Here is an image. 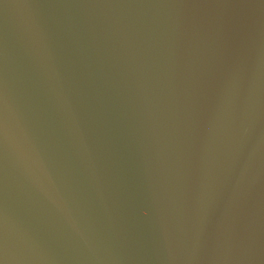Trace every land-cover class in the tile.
I'll use <instances>...</instances> for the list:
<instances>
[{"label":"water","instance_id":"obj_1","mask_svg":"<svg viewBox=\"0 0 264 264\" xmlns=\"http://www.w3.org/2000/svg\"><path fill=\"white\" fill-rule=\"evenodd\" d=\"M0 264H264V0H0Z\"/></svg>","mask_w":264,"mask_h":264}]
</instances>
